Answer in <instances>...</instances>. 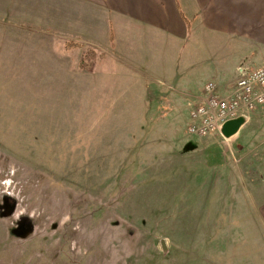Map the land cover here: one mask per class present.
<instances>
[{
	"label": "rangeland",
	"instance_id": "rangeland-1",
	"mask_svg": "<svg viewBox=\"0 0 264 264\" xmlns=\"http://www.w3.org/2000/svg\"><path fill=\"white\" fill-rule=\"evenodd\" d=\"M54 2L0 0V264H264L262 123L189 165L181 86H101L102 14Z\"/></svg>",
	"mask_w": 264,
	"mask_h": 264
},
{
	"label": "crops",
	"instance_id": "crops-1",
	"mask_svg": "<svg viewBox=\"0 0 264 264\" xmlns=\"http://www.w3.org/2000/svg\"><path fill=\"white\" fill-rule=\"evenodd\" d=\"M69 1L102 14V36L94 37L93 20L87 22L90 31L87 29L84 35L87 45L112 49L107 55L109 64L98 73L101 86H146V90L151 86H171L175 92L181 86L184 100L194 104L192 109L203 99L208 82H215L223 90L235 81L239 65L264 66V0ZM23 3L24 0H7L6 7ZM76 22L77 19L70 20L71 32ZM93 75L87 70L90 86L97 85ZM254 121L261 122L264 128V117L248 115L239 130L228 136L229 156L236 164L247 153L248 142L244 141L259 138L256 132L252 138L244 136L246 140L242 136V127ZM188 136L183 149L190 165V154L198 146L189 144L200 138ZM261 140L264 141L263 131ZM232 164L233 169L238 165ZM239 183L236 178L234 185Z\"/></svg>",
	"mask_w": 264,
	"mask_h": 264
},
{
	"label": "built area",
	"instance_id": "built-area-1",
	"mask_svg": "<svg viewBox=\"0 0 264 264\" xmlns=\"http://www.w3.org/2000/svg\"><path fill=\"white\" fill-rule=\"evenodd\" d=\"M264 106V66L241 64L235 81L226 89L208 82L201 102L189 113L187 132L201 138L211 134L223 135L226 122L242 117Z\"/></svg>",
	"mask_w": 264,
	"mask_h": 264
},
{
	"label": "water",
	"instance_id": "water-1",
	"mask_svg": "<svg viewBox=\"0 0 264 264\" xmlns=\"http://www.w3.org/2000/svg\"><path fill=\"white\" fill-rule=\"evenodd\" d=\"M243 122L244 119L242 117L226 122L222 130L223 134L226 137L233 135L239 130Z\"/></svg>",
	"mask_w": 264,
	"mask_h": 264
},
{
	"label": "trees",
	"instance_id": "trees-1",
	"mask_svg": "<svg viewBox=\"0 0 264 264\" xmlns=\"http://www.w3.org/2000/svg\"><path fill=\"white\" fill-rule=\"evenodd\" d=\"M84 61V60H83ZM83 63V62H82ZM83 65V67H84V64H82Z\"/></svg>",
	"mask_w": 264,
	"mask_h": 264
}]
</instances>
